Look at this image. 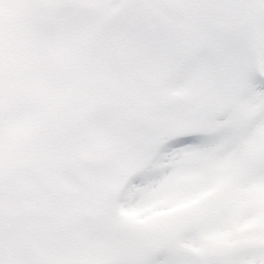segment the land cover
Masks as SVG:
<instances>
[{
  "label": "snow or ice",
  "instance_id": "obj_1",
  "mask_svg": "<svg viewBox=\"0 0 264 264\" xmlns=\"http://www.w3.org/2000/svg\"><path fill=\"white\" fill-rule=\"evenodd\" d=\"M264 0H0V264H264Z\"/></svg>",
  "mask_w": 264,
  "mask_h": 264
},
{
  "label": "rangeland",
  "instance_id": "obj_2",
  "mask_svg": "<svg viewBox=\"0 0 264 264\" xmlns=\"http://www.w3.org/2000/svg\"><path fill=\"white\" fill-rule=\"evenodd\" d=\"M255 196L258 199H264V189H258L257 192L255 193Z\"/></svg>",
  "mask_w": 264,
  "mask_h": 264
}]
</instances>
